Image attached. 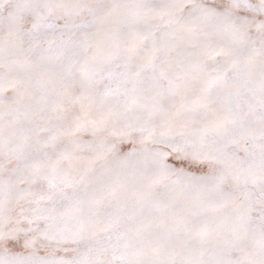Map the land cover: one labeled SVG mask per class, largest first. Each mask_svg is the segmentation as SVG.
<instances>
[{
	"label": "snow or ice",
	"instance_id": "6c2138e0",
	"mask_svg": "<svg viewBox=\"0 0 264 264\" xmlns=\"http://www.w3.org/2000/svg\"><path fill=\"white\" fill-rule=\"evenodd\" d=\"M0 264H264V0H0Z\"/></svg>",
	"mask_w": 264,
	"mask_h": 264
}]
</instances>
